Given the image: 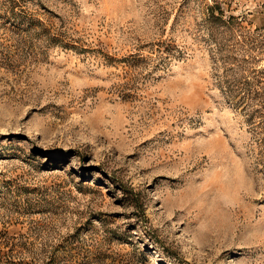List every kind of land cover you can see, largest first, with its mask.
I'll list each match as a JSON object with an SVG mask.
<instances>
[{
	"label": "rangeland",
	"instance_id": "obj_1",
	"mask_svg": "<svg viewBox=\"0 0 264 264\" xmlns=\"http://www.w3.org/2000/svg\"><path fill=\"white\" fill-rule=\"evenodd\" d=\"M0 264H264V0H0Z\"/></svg>",
	"mask_w": 264,
	"mask_h": 264
}]
</instances>
